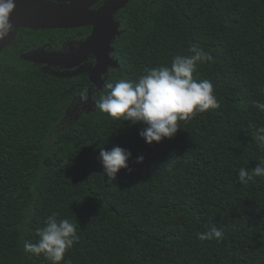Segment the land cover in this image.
<instances>
[{
    "label": "trees",
    "instance_id": "16d2710c",
    "mask_svg": "<svg viewBox=\"0 0 264 264\" xmlns=\"http://www.w3.org/2000/svg\"><path fill=\"white\" fill-rule=\"evenodd\" d=\"M116 16L119 68L106 85L170 66L195 44L213 59L194 79L211 81L220 107L149 145L144 125L96 107L106 85L82 110L87 76L3 52L0 264H51L24 241L35 243L52 214L76 224L80 238L64 255L71 264H264V177L239 180L264 158L254 139L264 135V111L253 106L264 103V0H131ZM114 147L131 157L110 180L99 151ZM211 226L222 236L200 240Z\"/></svg>",
    "mask_w": 264,
    "mask_h": 264
},
{
    "label": "clouds",
    "instance_id": "9594fccd",
    "mask_svg": "<svg viewBox=\"0 0 264 264\" xmlns=\"http://www.w3.org/2000/svg\"><path fill=\"white\" fill-rule=\"evenodd\" d=\"M15 0H0V40H4L12 31L10 16L15 9ZM188 55H176L170 66L161 65L144 69L135 81L119 79L106 85L107 91L100 96L96 107L107 114L110 119H122L135 125H144L139 135L146 143L161 142L164 138H172L181 128L178 121L190 119L193 115L204 113L209 109L219 108L220 104L214 94L211 81L196 80L194 73L198 66L211 61L213 57L201 47L193 44L188 48ZM253 106L264 111V103L253 101ZM264 133V126L256 128ZM257 145L264 148V135L255 137ZM131 152L120 147L110 151L103 148L99 151L104 174L114 179L123 168ZM143 156L137 157L142 163ZM251 170H239L242 184L253 181L256 177H264V158ZM38 240L33 243L24 241V250L39 256L43 254L51 264H61L65 252L74 242L79 240L76 224L68 219H58L56 214L48 216L44 227L37 229ZM200 240H211L222 236L221 230L211 226L205 233H198ZM71 264V261H64Z\"/></svg>",
    "mask_w": 264,
    "mask_h": 264
},
{
    "label": "water",
    "instance_id": "95a60500",
    "mask_svg": "<svg viewBox=\"0 0 264 264\" xmlns=\"http://www.w3.org/2000/svg\"><path fill=\"white\" fill-rule=\"evenodd\" d=\"M101 1L15 0L16 7L10 16L13 29L4 40H0V51L14 40L19 29L38 31L93 27L91 36L83 45L84 52L91 49L97 61L90 73V82L93 85L87 91L89 100L92 93L103 91L101 76L107 72L108 66L119 67L116 61L109 58L107 50L109 41L119 35L118 25L112 18L131 0H107L98 9L91 10ZM21 58L33 63H43L49 67H64L66 71L74 68L78 63L74 64V57L61 53L36 52L23 55ZM66 71L62 74L70 75Z\"/></svg>",
    "mask_w": 264,
    "mask_h": 264
},
{
    "label": "flooded vegetation",
    "instance_id": "af4514ba",
    "mask_svg": "<svg viewBox=\"0 0 264 264\" xmlns=\"http://www.w3.org/2000/svg\"><path fill=\"white\" fill-rule=\"evenodd\" d=\"M105 1L102 0L97 5L91 8V10L98 9ZM118 13V12H117ZM117 13L113 16L112 20L118 25L117 31L119 35L115 36V39L109 41L108 43V54L109 58L112 61H116L118 63V59L115 56V45L117 39L124 32L120 27V21L118 20ZM93 27L86 26L80 28L73 29H57V30H30V29H19L14 40L4 49L0 51V55L4 56L3 52L9 50L13 55L19 56L20 59L23 55L31 54V53H61L74 57L75 63L77 64L74 68L70 70H65L64 67L56 68L49 67L43 63H33L29 62L30 66L39 70H56L60 72H69L70 76L75 75H85L87 79H85L84 84H80V86H86L87 91L93 85L90 82V73L93 67L96 65V57L94 52L90 50L83 49L84 43L88 40V38L92 34ZM105 37V36H104ZM73 64V65H74ZM119 68V67H118ZM117 69V67L108 66L107 72H105L101 79L103 81V89L106 85L107 79L110 75V71ZM75 73L74 75H71ZM102 92V91H99ZM95 94L92 93L90 99L88 100V94L86 95V99H80V103L82 106V110H90L91 106L95 104ZM79 111H76L78 113ZM76 113H74L75 116Z\"/></svg>",
    "mask_w": 264,
    "mask_h": 264
}]
</instances>
